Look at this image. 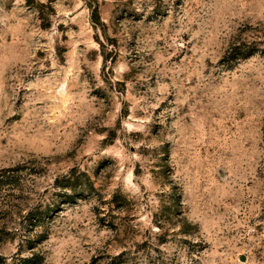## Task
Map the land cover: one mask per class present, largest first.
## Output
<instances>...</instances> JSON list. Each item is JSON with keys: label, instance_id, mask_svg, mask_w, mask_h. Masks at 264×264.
Wrapping results in <instances>:
<instances>
[{"label": "rangeland", "instance_id": "obj_1", "mask_svg": "<svg viewBox=\"0 0 264 264\" xmlns=\"http://www.w3.org/2000/svg\"><path fill=\"white\" fill-rule=\"evenodd\" d=\"M6 169L8 262L264 264V0H0Z\"/></svg>", "mask_w": 264, "mask_h": 264}, {"label": "trees", "instance_id": "obj_2", "mask_svg": "<svg viewBox=\"0 0 264 264\" xmlns=\"http://www.w3.org/2000/svg\"><path fill=\"white\" fill-rule=\"evenodd\" d=\"M94 15H97L98 13L95 11L93 12ZM237 55H244L243 52H237ZM12 177H14V174L11 173V171L8 169L3 170L0 173V188L8 182H10L11 179H13ZM7 181V182H5ZM35 219H42V217H38V216H34ZM44 217V216H43ZM37 221V220H36ZM35 222H32V224H34ZM120 261H118L117 263L119 264ZM40 263L39 261V254L38 253H33L32 256H28V257H21V258H13L10 262L7 261V259H5L4 257L0 256V264H38ZM116 263V264H117ZM150 264H164V262H157L155 261L154 263H150Z\"/></svg>", "mask_w": 264, "mask_h": 264}]
</instances>
